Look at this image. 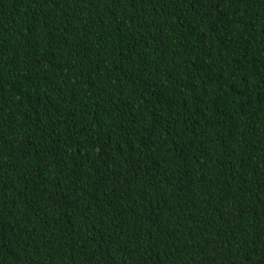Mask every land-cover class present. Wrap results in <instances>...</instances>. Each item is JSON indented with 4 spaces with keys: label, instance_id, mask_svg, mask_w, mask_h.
<instances>
[{
    "label": "trees",
    "instance_id": "1",
    "mask_svg": "<svg viewBox=\"0 0 264 264\" xmlns=\"http://www.w3.org/2000/svg\"><path fill=\"white\" fill-rule=\"evenodd\" d=\"M0 264H264V0H0Z\"/></svg>",
    "mask_w": 264,
    "mask_h": 264
}]
</instances>
